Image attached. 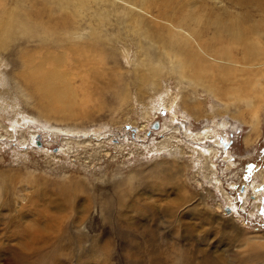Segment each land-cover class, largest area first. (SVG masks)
Wrapping results in <instances>:
<instances>
[{"label": "rangeland", "instance_id": "obj_1", "mask_svg": "<svg viewBox=\"0 0 264 264\" xmlns=\"http://www.w3.org/2000/svg\"><path fill=\"white\" fill-rule=\"evenodd\" d=\"M150 1L0 0V264H264V85L222 101L173 73ZM76 44L99 63L45 110L22 55Z\"/></svg>", "mask_w": 264, "mask_h": 264}, {"label": "bare ground", "instance_id": "obj_2", "mask_svg": "<svg viewBox=\"0 0 264 264\" xmlns=\"http://www.w3.org/2000/svg\"><path fill=\"white\" fill-rule=\"evenodd\" d=\"M204 1L206 3V0ZM212 2L221 3L223 7L215 9L211 5L210 13H204L206 25L203 26L202 20H199L201 13L196 7L181 5V2L177 3L176 0H153V2L151 0L150 4L152 3L151 5L158 11L155 19L157 20L158 17L161 23L154 25L153 30L151 27L148 34L151 41L160 44L159 47L164 49V54L172 63L173 73L188 78L184 76L187 73L185 67H188L198 76L199 79L196 81L204 84V91H215L217 98L225 101V97H234L238 94L237 91L245 94L250 91V86L257 88L258 85H264L261 82L264 79V0H212ZM203 7L207 8L200 6L198 9L203 12ZM234 9H242V11L238 13ZM138 10H143V7ZM192 14L196 15L192 17ZM256 16L262 18L255 19ZM190 20H195L197 26L191 29ZM177 23L180 25H176ZM12 25L13 19L2 22L0 31L8 34ZM160 26L165 27L167 31L160 33ZM45 31L50 33L51 29L45 27ZM52 31L55 30L52 28ZM203 35L204 39L199 41L202 44L201 47L193 46L192 42L197 39V36ZM4 42L5 40L0 37V46ZM55 52L46 49L37 54L22 55L25 57L21 77L36 94L45 110L71 112L72 106L77 103L73 77H82L84 75H81L82 73L89 74L96 68L99 63L94 59L96 48H83L76 44L68 50ZM177 60L180 61L175 64ZM162 67L151 68L158 70L157 75L166 74V69ZM192 73L189 78L193 77ZM251 74L254 76L253 81H251ZM139 90L143 88L139 87ZM187 107L188 110L191 109L190 104ZM189 113L194 114V112ZM38 140H41L40 136ZM245 143L246 146L250 145V136L245 139ZM196 149L201 154L204 152L199 145ZM214 150L212 148L209 153L214 155ZM205 155L208 156V154ZM216 263L214 260H208V264Z\"/></svg>", "mask_w": 264, "mask_h": 264}]
</instances>
